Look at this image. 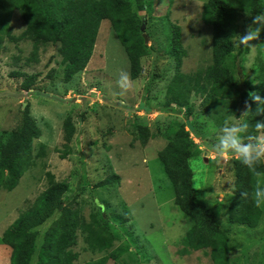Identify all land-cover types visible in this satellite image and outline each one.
<instances>
[{"label": "rangeland", "instance_id": "rangeland-1", "mask_svg": "<svg viewBox=\"0 0 264 264\" xmlns=\"http://www.w3.org/2000/svg\"><path fill=\"white\" fill-rule=\"evenodd\" d=\"M133 2L152 51L141 59V75L134 81L129 78L126 90L118 82L122 73L129 76V62L107 20L101 22L86 68L68 83L63 80L59 44L41 46L37 60L30 62L31 41L5 39L1 44L0 142L19 124L26 106L41 136L33 141L30 167L17 187L12 191L0 188V264H9L10 255L2 235L48 187L46 172L56 182L67 184L63 205H72L92 230L98 225L99 235L91 241L108 244L92 252L86 238L91 233L78 230L77 243L71 248L78 254L75 264H95L110 254L114 259L106 264H212L208 249L193 251L183 246L191 222L175 206L174 191L158 159L180 127H185L200 150L198 157L189 160L195 200L212 213L227 235L230 264H264V206L255 228L230 223L234 162L239 158L213 150L223 121L240 119L248 98L243 93L246 87L256 92L264 62L262 41L251 42L255 47L237 48L234 43L255 15L243 16L236 23L232 39L235 98L204 103L192 94L188 101L192 112L187 114L186 108L171 104L167 88L176 74L194 75L212 64L211 28L200 21L205 0ZM9 25L13 37L23 33L18 11L13 12ZM172 25L180 27L179 59L169 51ZM15 72L37 75L34 86L22 91L23 78L14 77ZM41 151L43 155L36 156ZM112 172L119 182L97 187ZM258 180L264 182V177ZM58 215L37 228L30 264H36L43 235Z\"/></svg>", "mask_w": 264, "mask_h": 264}, {"label": "trees", "instance_id": "trees-1", "mask_svg": "<svg viewBox=\"0 0 264 264\" xmlns=\"http://www.w3.org/2000/svg\"><path fill=\"white\" fill-rule=\"evenodd\" d=\"M18 11L24 23V31L13 37L10 19ZM264 13L263 0H205L201 9L200 21L212 32V64L194 75L176 74L167 88V96L172 105L186 108L192 94L213 103H224L235 98L236 81L230 59L233 53L232 39L235 37L236 23L243 16ZM107 20L123 48L129 62L131 81L141 75V59L148 56L152 47L144 43L140 27L141 18L134 10L133 0H0V46L5 39L10 41L29 40L33 43L28 61H36L41 46L59 44V53L64 66L63 80L70 82L82 72L90 61L101 22ZM146 32V31H144ZM180 27L172 25L168 36L170 54L180 58L182 45ZM264 48V33L260 35ZM1 48V47H0ZM261 49V48H259ZM16 78H23L22 91L34 86L37 75L15 72ZM256 92L264 98V62L260 63V74ZM244 94H248L246 87ZM248 96V95H247ZM248 100V98H246ZM252 104L253 112L257 105ZM169 107V106H168ZM249 132L254 134L255 122L264 121V114L248 117ZM67 125V123L65 122ZM41 136L28 106L21 112L20 122L0 142V188L12 191L30 167L33 141ZM42 147V146H41ZM44 149L43 147L41 148ZM200 150L189 138L185 127H180L169 138L166 147L159 152L158 159L174 191V204L190 220L191 225L182 238L183 246L193 251L208 249L212 264H230L227 235L220 230L210 211L195 200L192 188V172L189 160L200 155ZM43 151L36 156H42ZM231 155V154H229ZM258 170L264 173V165ZM234 197L229 206V221L248 228H255L261 215L256 207L252 192L257 178L240 160L234 162ZM48 187L33 201L31 206L20 213L18 218L4 231L1 241L9 251V264H30L34 253V243L38 236L37 228L59 212L43 235L36 264H75L78 254L71 248L77 243V231L87 230V243L95 252L99 245L108 244L96 240L98 225L93 230L86 225L80 213L72 205H63V196L68 192L66 183L56 182L54 176L45 173ZM119 182L114 174L104 179L97 187H106ZM248 193L247 197L241 195ZM102 235V234H100ZM8 255V254H7ZM113 255H107L95 264H106Z\"/></svg>", "mask_w": 264, "mask_h": 264}, {"label": "clouds", "instance_id": "clouds-1", "mask_svg": "<svg viewBox=\"0 0 264 264\" xmlns=\"http://www.w3.org/2000/svg\"><path fill=\"white\" fill-rule=\"evenodd\" d=\"M262 30H264V13L255 15L252 18V24L246 28L245 32L237 34L235 46L237 48L240 46L255 47L251 42L260 38ZM118 83L122 89L126 90L129 87L128 74L122 73ZM249 101L257 105L254 112ZM250 114L255 116L264 114V98L255 91L248 93V100L245 101L240 119L228 117L223 121L219 129L218 143L213 146V150L219 155H235L256 177H264V173L258 170L259 165L264 161V135H248L250 125L247 117ZM254 127L257 132L264 133V121L257 120ZM241 195L247 197L249 194L245 192ZM252 199L256 207L264 206V182L261 180L257 181L253 189Z\"/></svg>", "mask_w": 264, "mask_h": 264}, {"label": "water", "instance_id": "water-1", "mask_svg": "<svg viewBox=\"0 0 264 264\" xmlns=\"http://www.w3.org/2000/svg\"><path fill=\"white\" fill-rule=\"evenodd\" d=\"M140 31H141V34H142V37H143L144 43L147 44L148 39H147L146 35L144 34V26H143V24H142L141 27H140ZM241 84H242V81H241Z\"/></svg>", "mask_w": 264, "mask_h": 264}, {"label": "bare ground", "instance_id": "bare-ground-1", "mask_svg": "<svg viewBox=\"0 0 264 264\" xmlns=\"http://www.w3.org/2000/svg\"><path fill=\"white\" fill-rule=\"evenodd\" d=\"M147 37V36H146Z\"/></svg>", "mask_w": 264, "mask_h": 264}]
</instances>
